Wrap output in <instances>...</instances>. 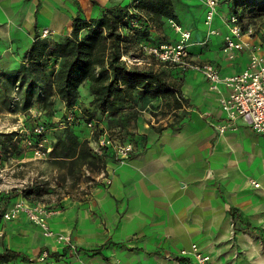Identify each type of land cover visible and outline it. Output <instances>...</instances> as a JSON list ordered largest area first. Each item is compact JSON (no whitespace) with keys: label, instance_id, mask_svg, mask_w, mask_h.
I'll return each instance as SVG.
<instances>
[{"label":"crops","instance_id":"1","mask_svg":"<svg viewBox=\"0 0 264 264\" xmlns=\"http://www.w3.org/2000/svg\"><path fill=\"white\" fill-rule=\"evenodd\" d=\"M132 1L0 0V70L19 68L37 33L42 38L48 29L46 38L53 39L70 34L79 9L90 19L101 6ZM172 1L176 20L191 33L194 62L229 75L246 69L253 55L264 58V18L254 21L253 35H242V49L227 54V0H220L213 21L219 31L209 38L203 0ZM173 38H179L175 31ZM162 67L180 83L181 106H167L161 95L138 98L120 114H137L122 129L137 143L127 138L135 147L124 163L107 155L111 182L102 179L82 195L67 194L48 205L50 227L69 234L76 253L21 212L0 223V251L9 248L20 257L0 264H196L191 252L180 254L193 243L213 264H264V135L242 120L220 132L225 87L222 93L211 90L198 70Z\"/></svg>","mask_w":264,"mask_h":264},{"label":"trees","instance_id":"2","mask_svg":"<svg viewBox=\"0 0 264 264\" xmlns=\"http://www.w3.org/2000/svg\"><path fill=\"white\" fill-rule=\"evenodd\" d=\"M227 1L230 14L243 29L264 18V0ZM176 17L172 0H133L130 4L101 6L100 14L90 19L79 9L72 18L70 34L53 39L41 38L37 33L20 67L9 72L0 70V92L10 97L17 86L26 109L34 101L45 109L44 116L35 115L32 124L26 123L25 140L33 148L39 147L44 139L48 141L41 148L46 151L50 147L46 151L48 159L62 172V185L70 179L69 187L74 188L85 169L100 173L106 166L109 154L99 156L94 152L90 138L82 133V124L94 121L97 135L106 129L105 125L101 126L104 119H114L117 126L126 128L138 116L135 112L126 117L120 114L134 107L137 99L146 94L161 95L167 106H181L180 83L168 77L162 67L164 62L151 56L157 62L149 60L140 65L123 58H142L144 54L140 51L136 56L132 48L143 43L171 42L167 21ZM56 114L61 116L60 123L53 119ZM70 115L74 116L72 123L68 122ZM38 125L43 126V132L35 130ZM51 127L54 128L52 137ZM158 129L162 128L158 126ZM121 130L116 135L128 141ZM19 138L22 133L0 132V152L17 151L14 141ZM52 191L54 188L39 181L20 189L0 191V219L16 200L38 201ZM18 257L20 254L12 249L0 251V263Z\"/></svg>","mask_w":264,"mask_h":264},{"label":"built area","instance_id":"3","mask_svg":"<svg viewBox=\"0 0 264 264\" xmlns=\"http://www.w3.org/2000/svg\"><path fill=\"white\" fill-rule=\"evenodd\" d=\"M206 6L205 23L208 26L207 37L217 34L218 30L214 28L213 21L215 14L218 11L220 0H203ZM229 24V34L225 38L223 50L230 54L235 49H242L244 44L241 42V37L244 33L253 35L255 32L254 26L249 25L243 29L237 23V18L231 14L227 18ZM172 29L179 35L176 41L164 42L160 45H148L143 43L140 45V51L143 54L154 56L160 62L166 64L176 65L182 69H194L201 71L206 77L209 88L213 91L222 93V86L226 89V94L220 98L222 110L226 114L225 121L219 125L220 132L226 129H236L238 121L242 120L246 125L251 127L258 133L264 135V58L253 55L250 59L249 65L243 71L221 75L218 69L211 63H197L190 58V51L188 49L191 33L189 30L183 28L174 18L168 19ZM49 30L45 29L42 32V37H47ZM129 62H137L141 64V58L123 56ZM88 125L92 128V132L96 129L94 121L89 122ZM37 132H43V126H36ZM44 139L39 143V147L34 148V153L37 156H44L47 152L42 150L45 146ZM29 143H31L29 141ZM94 152L99 156L105 154L113 155L119 162L124 163L130 158L134 152V143L131 141H122L116 136L104 130L99 138L92 143ZM106 183L111 180L108 177L106 169H102L100 173ZM255 186L258 183L254 182ZM21 212H25L28 218L35 224L39 225L45 236L55 237L58 241L68 245L72 249H76L72 237L69 234L62 232H55L49 225L48 217L51 214V209L46 204L40 201H32L26 198L16 200L5 212L3 217L11 220L17 217ZM192 253L196 264H213L211 256L200 250L196 243L191 245L190 249H182L181 255ZM44 256L47 255L45 251Z\"/></svg>","mask_w":264,"mask_h":264},{"label":"rangeland","instance_id":"4","mask_svg":"<svg viewBox=\"0 0 264 264\" xmlns=\"http://www.w3.org/2000/svg\"><path fill=\"white\" fill-rule=\"evenodd\" d=\"M168 25L170 39L171 41H174V30L172 29L169 22ZM139 52L140 47L137 46L132 48V53H135L136 56H138L137 54H139ZM149 60L152 61V57L150 55L144 54V56L141 58L140 65H144V62H149ZM153 61L157 62V60L155 59ZM9 96L10 97H7L3 94V92H0V132H4L6 134L19 132L20 134L22 133V138L14 141L18 146L17 151L11 150L7 154H5L4 152H0V191L7 192L13 188L20 189L34 181H39L46 184V186L48 187L54 188V191L45 194L40 200H38L48 206L52 202V200L60 201L67 194L76 196L77 194L82 195L83 193L87 192V187L96 185L100 180L103 179L102 177H100L101 172L92 173L90 172V170L85 169L82 174V179L76 187H69V184L71 183L70 179H67L66 183L62 185L63 181L60 180L62 172L58 169V165L52 163V161L48 159L47 154L40 157L37 156L34 153L32 144L29 143V141L25 140V132H27L25 129L26 123L32 124V119L35 115H37L38 117L44 116L45 109L42 108L40 102L37 101H34L33 104L26 109L23 104L21 89H19L17 86L12 89ZM60 117V115L56 114L53 119L60 123ZM112 120L109 121L107 119H104V121L101 122V126L105 125V128L107 129V131H109L110 134L119 138L116 134L120 131V129L124 128H120L116 125V121ZM68 122H74L73 115H70ZM81 126L83 128V135L90 138L91 143H95V140H97V138H99L100 136L99 134L97 135L96 129L94 130V132H92V128L89 125L82 124ZM49 133L50 137H52L54 134V128L51 127ZM123 134L128 135L126 136L128 139L130 138L135 143H137L136 137H134V134L130 133V131H125L123 132ZM129 134H131V136ZM47 142L48 141L45 142V146L47 145ZM68 191H70V193ZM15 200L16 198L14 199V201ZM4 219L5 218L2 216V218L0 219V223H2ZM65 247L73 253H76L77 251V249L74 250L68 245H65ZM45 251L47 252V255L44 256L42 254L39 257L41 261H45L49 256V250L47 249Z\"/></svg>","mask_w":264,"mask_h":264}]
</instances>
